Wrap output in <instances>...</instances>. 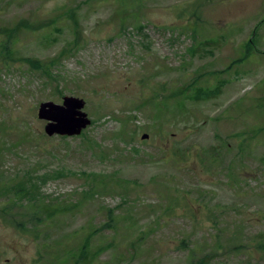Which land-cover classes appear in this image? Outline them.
I'll return each mask as SVG.
<instances>
[{
    "label": "rangeland",
    "instance_id": "rangeland-1",
    "mask_svg": "<svg viewBox=\"0 0 264 264\" xmlns=\"http://www.w3.org/2000/svg\"><path fill=\"white\" fill-rule=\"evenodd\" d=\"M3 43L0 171L48 206L14 207L22 232L0 215V264H264V0H0ZM193 79L215 93L155 112ZM65 95L91 122L47 136Z\"/></svg>",
    "mask_w": 264,
    "mask_h": 264
},
{
    "label": "trees",
    "instance_id": "trees-1",
    "mask_svg": "<svg viewBox=\"0 0 264 264\" xmlns=\"http://www.w3.org/2000/svg\"><path fill=\"white\" fill-rule=\"evenodd\" d=\"M72 21L74 24H76V21L74 18H72ZM22 23H17L15 26H13L11 29L9 28H5L3 29L4 32L7 33V40L5 42H9L11 43L12 38L16 37L18 32H19V27ZM18 31V32H17ZM255 31L252 32L251 37L249 38V40L246 42L247 48L248 46L250 47L249 44L252 43V39L254 37ZM73 43L77 44L79 41V35L78 32H74V37H73ZM0 52L3 53L5 56H10L11 51L8 49L7 44H2L1 48H0ZM64 52V51H62ZM25 61H27V63L31 64L33 67L37 68V69H41L44 74H46L47 76H50V70L48 69L50 65H53L56 62V59L53 58L50 61V64H44L42 65L38 60H32V59H24ZM164 88L161 87V91H163ZM218 90V88L216 89ZM60 92V91H59ZM215 93V91L213 89H211L208 86H202L198 84V79H193L190 83L183 85V86H179L176 87L174 89H172V91H170L168 93V95H166L162 102L161 105H159V107H156V113H165L168 105H169V101L167 100V98L169 97H173L175 98V104L177 107L181 108V106L183 105V98H191V99H199V98H205V97H210ZM159 95V94H158ZM61 138H65L66 136H60ZM166 150V149H165ZM175 150H171L170 151V156L172 157L173 153ZM172 153V154H171ZM181 155H186L184 151H182ZM40 180H44L47 178V174L43 175L42 177H37ZM97 179V175L94 174H90V175H86V180H87V184L91 185L89 186L88 190L85 191V194L88 193H92L93 190V182H95ZM5 178L4 174L2 171H0V201L2 199H5L3 201L0 202V215L1 216H7L8 220L10 222H12L14 224V227L18 230V231H23L25 229V223L21 221V219H18V217L16 215H14L13 213V209L14 207H19V208H23V206H20L19 203L22 201L28 202L27 204H31L33 206V208H30L32 211L30 212H22L20 211V217L22 219H39L40 215H39V209L43 210L44 213L47 211V206L48 205H40L37 201L36 197H39L41 194H39L37 191L39 189V185H38V180H36L34 177L30 176H24V178H19L18 180H12ZM99 180V179H97ZM175 196H178L177 194H175ZM180 196H182V194H180ZM46 217V216H45ZM114 217V216H113ZM113 217L110 216L109 220L113 221ZM109 226H112L111 224ZM86 244H88V238L85 239ZM86 245H83V247L81 248V251L79 254H76L74 251H69L67 253L64 254V252L62 253V255H81V258H76L74 260V264H78L79 260H81L82 258L85 259L86 261L89 260V258L85 257V255L88 254L87 249L85 248ZM240 245H233L231 247V249L233 248H238ZM262 246H264V243H258L257 245V249L262 251ZM39 260L36 259V262ZM205 256L200 257L197 261H195L193 264H205Z\"/></svg>",
    "mask_w": 264,
    "mask_h": 264
},
{
    "label": "water",
    "instance_id": "water-1",
    "mask_svg": "<svg viewBox=\"0 0 264 264\" xmlns=\"http://www.w3.org/2000/svg\"><path fill=\"white\" fill-rule=\"evenodd\" d=\"M85 101L77 96L65 95L60 104L52 101H43L37 109V117L46 121L44 132L47 136H73L78 135L87 127L91 120L83 110ZM143 133L141 138H147Z\"/></svg>",
    "mask_w": 264,
    "mask_h": 264
}]
</instances>
